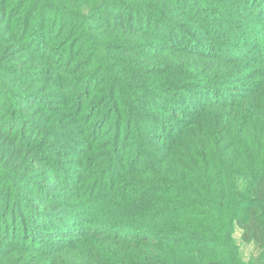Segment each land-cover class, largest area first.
Segmentation results:
<instances>
[{
    "label": "trees",
    "instance_id": "trees-1",
    "mask_svg": "<svg viewBox=\"0 0 264 264\" xmlns=\"http://www.w3.org/2000/svg\"><path fill=\"white\" fill-rule=\"evenodd\" d=\"M0 264H264V0H0Z\"/></svg>",
    "mask_w": 264,
    "mask_h": 264
},
{
    "label": "rangeland",
    "instance_id": "rangeland-1",
    "mask_svg": "<svg viewBox=\"0 0 264 264\" xmlns=\"http://www.w3.org/2000/svg\"><path fill=\"white\" fill-rule=\"evenodd\" d=\"M239 233H240L239 230L238 229H235L234 230V233H233V236H234V239H235L236 243L240 247L241 257L244 260H248V258L250 257V255L253 252V246H252V244H244V243H242L240 241V239H239Z\"/></svg>",
    "mask_w": 264,
    "mask_h": 264
}]
</instances>
